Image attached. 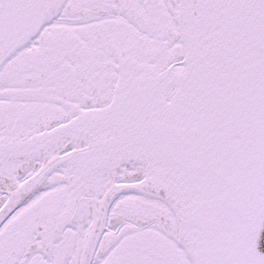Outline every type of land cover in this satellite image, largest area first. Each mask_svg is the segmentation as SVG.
<instances>
[{"label":"snow or ice","instance_id":"6c2138e0","mask_svg":"<svg viewBox=\"0 0 264 264\" xmlns=\"http://www.w3.org/2000/svg\"><path fill=\"white\" fill-rule=\"evenodd\" d=\"M0 264H264V0H0Z\"/></svg>","mask_w":264,"mask_h":264}]
</instances>
